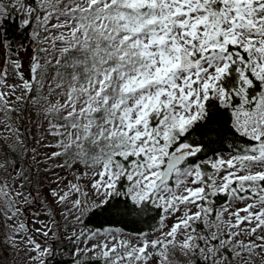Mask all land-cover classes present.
<instances>
[{
  "label": "snow or ice",
  "instance_id": "6c2138e0",
  "mask_svg": "<svg viewBox=\"0 0 264 264\" xmlns=\"http://www.w3.org/2000/svg\"><path fill=\"white\" fill-rule=\"evenodd\" d=\"M0 264H264V0H0Z\"/></svg>",
  "mask_w": 264,
  "mask_h": 264
},
{
  "label": "trees",
  "instance_id": "16d2710c",
  "mask_svg": "<svg viewBox=\"0 0 264 264\" xmlns=\"http://www.w3.org/2000/svg\"><path fill=\"white\" fill-rule=\"evenodd\" d=\"M237 139H239V138H237ZM231 140H232V137H228V140L225 142V145H224L226 148L229 147V144H230ZM224 154L227 155V153H224ZM127 227L128 228H132L133 227V225L131 224V222H129L127 224Z\"/></svg>",
  "mask_w": 264,
  "mask_h": 264
}]
</instances>
